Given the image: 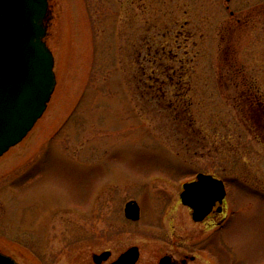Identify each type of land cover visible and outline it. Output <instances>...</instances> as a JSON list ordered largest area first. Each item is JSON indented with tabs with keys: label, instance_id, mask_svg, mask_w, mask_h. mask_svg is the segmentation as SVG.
Here are the masks:
<instances>
[{
	"label": "rangeland",
	"instance_id": "obj_1",
	"mask_svg": "<svg viewBox=\"0 0 264 264\" xmlns=\"http://www.w3.org/2000/svg\"><path fill=\"white\" fill-rule=\"evenodd\" d=\"M225 2L48 0L56 86L33 130L0 158V253L33 264L27 256L47 241L46 256L64 251L57 264H86L87 237L104 244L108 203L201 171L224 177L230 204L250 207L233 255L261 263L264 201L251 192H264V0H231L254 6V39L243 42L253 45L236 50L216 49L231 21ZM237 69L247 79L227 75ZM174 73L180 89L167 83ZM247 86L258 105L246 102ZM178 95L191 103L189 129L168 115Z\"/></svg>",
	"mask_w": 264,
	"mask_h": 264
},
{
	"label": "flooded vegetation",
	"instance_id": "obj_2",
	"mask_svg": "<svg viewBox=\"0 0 264 264\" xmlns=\"http://www.w3.org/2000/svg\"><path fill=\"white\" fill-rule=\"evenodd\" d=\"M236 6L237 2L231 3V0H226L223 13L228 11L231 21L220 23L222 27L219 25L217 32L220 42H217L216 49H249L253 45L250 42L245 47L243 42L247 35L250 40L254 39V6L253 4H247V7L241 5L240 8ZM250 29H252L251 32H249ZM255 39L259 40V36H255ZM229 74H232L229 77L242 76V78H246V74L239 69L232 73L227 72V75ZM175 75L177 74L168 75L167 83L173 85L172 89L174 87L180 89L184 85L182 74H178L177 82L174 79ZM164 83L165 81H163ZM164 86L161 85L158 88L157 96L162 98L166 96L167 91L163 90ZM250 89L251 86H247L246 91H243L247 94L246 102L251 101L258 105L259 96L254 95ZM160 91L163 95H160ZM177 97L184 98L182 95ZM169 105L168 107H170ZM190 108L191 103L189 102L188 111ZM202 173L226 184L224 177L208 172ZM195 180L196 178L193 177L187 181L185 179L179 184L168 183L167 190L163 188L158 192L156 190V193L152 189L141 197L129 198L115 206L108 203L103 215L106 226L100 235L104 244L102 248L97 245L96 237L99 235H95V233L87 237L86 264H130L134 259V264H253L254 261L248 263L234 257V248L232 247L233 238H236V235L244 236L242 231L245 230L250 207L239 208L230 204L225 185V196L217 198L215 197L216 192H212V195L206 198L209 203L207 201L203 203L205 209H210L209 213L202 221L195 222L193 210L184 204L181 198L184 191L183 185ZM251 194H255L257 198L264 201V192L255 191ZM130 202H133L130 205L138 207L139 217L137 220L127 217L126 208ZM191 225L197 227L198 231L194 230L195 234L192 232ZM126 234L138 237V239L129 245L124 242L119 247L112 246L111 243L115 238H123ZM215 240L218 241L215 242ZM46 242L41 246L40 253L31 250V255L27 256L33 264H57L60 258L58 255L64 251L60 250L53 257H48L42 251ZM30 248L32 249V247ZM248 258L250 259V257ZM259 264H264V258Z\"/></svg>",
	"mask_w": 264,
	"mask_h": 264
},
{
	"label": "water",
	"instance_id": "obj_3",
	"mask_svg": "<svg viewBox=\"0 0 264 264\" xmlns=\"http://www.w3.org/2000/svg\"><path fill=\"white\" fill-rule=\"evenodd\" d=\"M47 14L48 0H0V157L42 117L56 85L54 58L44 42ZM213 187L216 197L224 195L222 183L215 185L210 176L200 174L196 182L184 185L182 199L193 209L195 221L209 212L202 196H211L207 193ZM131 203L127 217L136 220L137 208ZM0 264L15 263L0 254Z\"/></svg>",
	"mask_w": 264,
	"mask_h": 264
},
{
	"label": "trees",
	"instance_id": "obj_4",
	"mask_svg": "<svg viewBox=\"0 0 264 264\" xmlns=\"http://www.w3.org/2000/svg\"><path fill=\"white\" fill-rule=\"evenodd\" d=\"M185 98V97H184ZM184 98H181V101L179 103V100H177V102L175 104H173L172 106L168 107V110L169 111V117L170 118H174V120H178V116L182 114V116L184 117L183 118V121L185 120V126L184 127H187L186 129H189L190 125H189V122L191 121V117H190V113L188 111V100H187V97H186V101L184 102ZM182 110V111H180ZM186 122L188 123V125L186 124Z\"/></svg>",
	"mask_w": 264,
	"mask_h": 264
}]
</instances>
